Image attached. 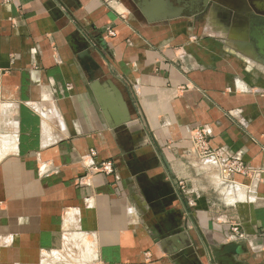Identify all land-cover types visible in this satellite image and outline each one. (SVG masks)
Segmentation results:
<instances>
[{
	"label": "crops",
	"instance_id": "1",
	"mask_svg": "<svg viewBox=\"0 0 264 264\" xmlns=\"http://www.w3.org/2000/svg\"><path fill=\"white\" fill-rule=\"evenodd\" d=\"M212 4L202 25L201 0H0V264L49 263L74 233L95 264H264L262 17ZM86 48L133 111L119 127ZM198 132L251 176L223 182Z\"/></svg>",
	"mask_w": 264,
	"mask_h": 264
},
{
	"label": "water",
	"instance_id": "2",
	"mask_svg": "<svg viewBox=\"0 0 264 264\" xmlns=\"http://www.w3.org/2000/svg\"><path fill=\"white\" fill-rule=\"evenodd\" d=\"M203 6H208L210 0H201ZM256 48L264 53V40H261ZM264 55V54H263ZM82 71L89 81L90 88L111 127H119L131 120L133 114L130 106L125 102L121 90L111 80L98 78L99 64L93 59L91 50L86 48L76 56ZM228 251L238 253V245L231 243Z\"/></svg>",
	"mask_w": 264,
	"mask_h": 264
},
{
	"label": "built area",
	"instance_id": "3",
	"mask_svg": "<svg viewBox=\"0 0 264 264\" xmlns=\"http://www.w3.org/2000/svg\"><path fill=\"white\" fill-rule=\"evenodd\" d=\"M107 35L114 36L112 30H107ZM195 146L199 156L204 159H216L218 164V171L223 182H233V176L239 174L242 176H251L252 170L247 166L242 160L236 157H223L220 155V152L214 149H211L208 146L206 139L203 136L202 132H198L194 136ZM99 169L105 173H112L113 168L110 163H101ZM254 173V172H253ZM258 176V173H256ZM180 188L183 190V185L180 184ZM184 192V191H183ZM189 205H194L191 201L188 202ZM234 238L247 240L245 235L240 232V230L233 226L231 228Z\"/></svg>",
	"mask_w": 264,
	"mask_h": 264
},
{
	"label": "rangeland",
	"instance_id": "4",
	"mask_svg": "<svg viewBox=\"0 0 264 264\" xmlns=\"http://www.w3.org/2000/svg\"><path fill=\"white\" fill-rule=\"evenodd\" d=\"M239 1L243 3L244 7H246L245 10H247V11L250 10L249 7H247L245 5L244 0L243 1H241V0H212V2H215L216 4H218L222 7L228 8V7L233 5L234 7L238 8V9H239V7H238ZM209 8H210L209 6L204 7V11L202 12V19H201L203 22L202 25H204V23L206 22V20L203 16L208 15L207 13H208ZM214 11L216 12L215 9H214ZM218 12L221 13V10H219ZM245 13L249 17L253 18V14L248 13V12H245ZM243 15L244 14L241 13V19L244 20ZM239 16H240V14L238 13L237 17H239ZM238 19H240V18H238ZM95 257L96 256H95L93 250H91V247L89 246L88 242L86 241V235L83 233H77V234L74 233V234L69 235V238L66 241V243H65V245H64V247L60 253V256L53 257V260H50L49 263L47 262L46 264H95Z\"/></svg>",
	"mask_w": 264,
	"mask_h": 264
},
{
	"label": "flooded vegetation",
	"instance_id": "5",
	"mask_svg": "<svg viewBox=\"0 0 264 264\" xmlns=\"http://www.w3.org/2000/svg\"><path fill=\"white\" fill-rule=\"evenodd\" d=\"M241 1H243V0H241ZM244 1H245V5L247 7H249L250 10H248V11L245 10L246 7H244L243 3L239 1L238 12L244 14L243 17L245 19L250 18L248 15H246L245 12H248L251 14L257 13V14H259L257 16L263 18V19L262 18L258 19L257 23H253V26L257 25L258 29H256V30L253 29L254 31L251 30V33L249 35L250 39L253 41V44L255 46H257L261 40H264V0H244ZM210 2H212V0H210ZM219 7L220 6H218L216 4H212L210 11H213L212 13H214L215 12L214 9H215L216 13H217L219 10H221V13H223V16H224L223 19L228 18V11L221 8V7L219 8ZM216 13H214V14H216ZM241 37H243V36L241 35ZM262 54H264V53H262Z\"/></svg>",
	"mask_w": 264,
	"mask_h": 264
},
{
	"label": "bare ground",
	"instance_id": "6",
	"mask_svg": "<svg viewBox=\"0 0 264 264\" xmlns=\"http://www.w3.org/2000/svg\"><path fill=\"white\" fill-rule=\"evenodd\" d=\"M220 8V7H219Z\"/></svg>",
	"mask_w": 264,
	"mask_h": 264
}]
</instances>
